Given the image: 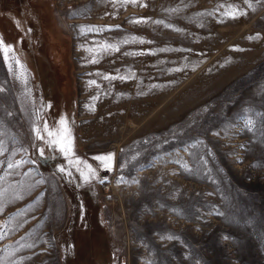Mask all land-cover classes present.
<instances>
[{
  "label": "rangeland",
  "instance_id": "rangeland-1",
  "mask_svg": "<svg viewBox=\"0 0 264 264\" xmlns=\"http://www.w3.org/2000/svg\"><path fill=\"white\" fill-rule=\"evenodd\" d=\"M0 37V264H264V0H0Z\"/></svg>",
  "mask_w": 264,
  "mask_h": 264
},
{
  "label": "snow or ice",
  "instance_id": "snow-or-ice-1",
  "mask_svg": "<svg viewBox=\"0 0 264 264\" xmlns=\"http://www.w3.org/2000/svg\"><path fill=\"white\" fill-rule=\"evenodd\" d=\"M119 2L121 3H131V4H136L138 2V0H119ZM143 6V5H141ZM234 15V13L232 14ZM141 22V21H136ZM11 51V45H7L3 38L0 37V52H2L4 54V59L7 62L8 60V53ZM18 63V61H17ZM62 124L66 125V122L63 121V119L61 120ZM248 123L250 124L251 121H248ZM34 131H36L37 133V138L38 139H43V137L40 135L39 129H34ZM45 131L48 132L49 137H52L53 135L61 137L60 140H50L48 146L52 147L54 144H58L60 147L61 152L68 157L71 152H72V148H71V138H70V130L65 126L63 128V132L61 133L60 131H57L55 134L51 131L48 130L47 125H45ZM41 155H43L44 150L40 149L39 150ZM96 160H99L103 163L104 167L107 168H111V160H112V155L108 154L107 156H97L95 157ZM70 163H72V161H70ZM84 162L79 161L78 159L76 160V164H82ZM13 165L9 164V167H12ZM87 172H85L84 170L80 169L79 167L77 168V170L80 172V176L81 179L84 180V182H89L91 179L95 178L96 176V172L94 169L91 168L90 165H85ZM61 172H65L66 170L64 168H60L59 169ZM102 182V181H101ZM2 210V209H0Z\"/></svg>",
  "mask_w": 264,
  "mask_h": 264
},
{
  "label": "flooded vegetation",
  "instance_id": "flooded-vegetation-1",
  "mask_svg": "<svg viewBox=\"0 0 264 264\" xmlns=\"http://www.w3.org/2000/svg\"><path fill=\"white\" fill-rule=\"evenodd\" d=\"M27 54V53H26ZM37 55V54H36ZM39 55V54H38ZM37 55V56H38ZM29 56V55H28ZM28 61L33 65L32 69L34 71V75L36 77V86H37V91H39V93L41 94V97L43 100H47V98L49 97V90H50V81L48 79L47 74L45 75V70L42 68V70L39 72V68L42 65V60L40 57H37L35 60H30L28 58ZM43 114V113H42ZM48 134L47 131H45V128L42 129V137L43 139H41V143H40V148L44 150V154H46V152H49V155H55L57 154L58 150H57V146L53 145L52 147H49V139L47 138ZM56 147V148H55ZM47 155V154H46Z\"/></svg>",
  "mask_w": 264,
  "mask_h": 264
},
{
  "label": "bare ground",
  "instance_id": "bare-ground-1",
  "mask_svg": "<svg viewBox=\"0 0 264 264\" xmlns=\"http://www.w3.org/2000/svg\"><path fill=\"white\" fill-rule=\"evenodd\" d=\"M141 91H143V90H141ZM141 95V94H140ZM111 107H114V106H111ZM128 109V108H127ZM111 112V111H110ZM113 115V114H112ZM122 116V115H121ZM114 117V116H113ZM118 117V116H117ZM117 119V118H116ZM131 120V119H130ZM143 121V120H142ZM107 123V122H106ZM117 123V122H116ZM130 123V122H129ZM133 123V122H132ZM104 124H105V122H104ZM114 124V123H113ZM127 124V123H126ZM130 124H128V126H129ZM109 126V125H108ZM115 127V126H114ZM122 130V129H121Z\"/></svg>",
  "mask_w": 264,
  "mask_h": 264
}]
</instances>
